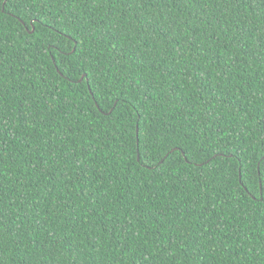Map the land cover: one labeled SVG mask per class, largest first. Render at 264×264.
<instances>
[{
  "label": "trees",
  "instance_id": "16d2710c",
  "mask_svg": "<svg viewBox=\"0 0 264 264\" xmlns=\"http://www.w3.org/2000/svg\"><path fill=\"white\" fill-rule=\"evenodd\" d=\"M262 9L0 0V264H264Z\"/></svg>",
  "mask_w": 264,
  "mask_h": 264
},
{
  "label": "snow or ice",
  "instance_id": "6c2138e0",
  "mask_svg": "<svg viewBox=\"0 0 264 264\" xmlns=\"http://www.w3.org/2000/svg\"><path fill=\"white\" fill-rule=\"evenodd\" d=\"M95 2H99V0H95ZM133 2H135V0H133ZM140 2L142 3L143 0H140ZM173 2L175 4H179L180 6H183L186 3H191L195 5L197 8L200 6V0H173ZM217 2L222 3L226 6L229 3H231L233 6H236V5H239L240 0H217ZM257 3L264 5V0H248V7H254L256 6ZM135 83L139 85L140 81L137 80ZM136 115L138 119L134 124L133 131L135 134L137 150H140L142 148L151 149L153 145L159 143V141L163 139V135L160 129L157 128L151 120H149L145 124H141L140 119H143V118L140 117L139 113H137ZM197 135H199V133H197ZM185 138H187L186 135H185ZM202 143H203L202 141L193 140L190 146V150H195L199 152L201 149ZM262 156H264V154H262ZM261 166L264 167V159L261 160Z\"/></svg>",
  "mask_w": 264,
  "mask_h": 264
},
{
  "label": "water",
  "instance_id": "95a60500",
  "mask_svg": "<svg viewBox=\"0 0 264 264\" xmlns=\"http://www.w3.org/2000/svg\"><path fill=\"white\" fill-rule=\"evenodd\" d=\"M31 32L33 31V28L30 30ZM85 76V74H83L81 77H80V80ZM167 156V155H166ZM139 158V157H138Z\"/></svg>",
  "mask_w": 264,
  "mask_h": 264
}]
</instances>
